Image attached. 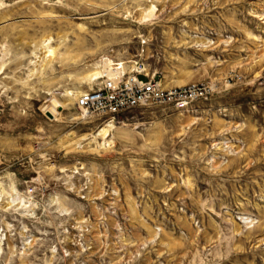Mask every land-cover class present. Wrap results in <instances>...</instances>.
Instances as JSON below:
<instances>
[{
  "label": "rangeland",
  "instance_id": "1",
  "mask_svg": "<svg viewBox=\"0 0 264 264\" xmlns=\"http://www.w3.org/2000/svg\"><path fill=\"white\" fill-rule=\"evenodd\" d=\"M138 73L195 95L77 107ZM10 182L0 264H264V0H0Z\"/></svg>",
  "mask_w": 264,
  "mask_h": 264
},
{
  "label": "built area",
  "instance_id": "2",
  "mask_svg": "<svg viewBox=\"0 0 264 264\" xmlns=\"http://www.w3.org/2000/svg\"><path fill=\"white\" fill-rule=\"evenodd\" d=\"M121 75L115 83L106 77L95 90L84 92L77 98V107L90 115L114 118L150 105L177 102L180 107H184L195 95L190 89L164 91L154 81L140 80V73L126 76L125 79Z\"/></svg>",
  "mask_w": 264,
  "mask_h": 264
},
{
  "label": "bare ground",
  "instance_id": "3",
  "mask_svg": "<svg viewBox=\"0 0 264 264\" xmlns=\"http://www.w3.org/2000/svg\"><path fill=\"white\" fill-rule=\"evenodd\" d=\"M46 52L48 54V56L50 55H53L54 51L52 49H49V47L46 46ZM106 72H100V73H94L90 76H88V81H94V80H98V79H101V77H103V75L105 74ZM118 77H114V78H111V83H115L116 81H118L117 79ZM116 79V80H115ZM84 110V109H83ZM17 194V191L14 187V184L12 182H10V184L8 185L7 189H5L3 187L2 184H0V201H2L3 199H5V206L10 209V208H14V207H23L25 206V201L23 200H19L17 201L16 197H14L15 195ZM26 208V207H25Z\"/></svg>",
  "mask_w": 264,
  "mask_h": 264
}]
</instances>
